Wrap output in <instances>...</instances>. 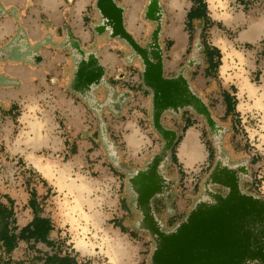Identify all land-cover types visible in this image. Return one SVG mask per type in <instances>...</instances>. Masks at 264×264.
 Returning a JSON list of instances; mask_svg holds the SVG:
<instances>
[{
	"label": "rangeland",
	"instance_id": "obj_1",
	"mask_svg": "<svg viewBox=\"0 0 264 264\" xmlns=\"http://www.w3.org/2000/svg\"><path fill=\"white\" fill-rule=\"evenodd\" d=\"M206 10L186 23L189 51L181 52L174 38V78L181 72L188 81L185 89L166 83L174 94L155 97L143 82L138 49L130 55L120 49L113 57L116 68L108 72L114 89L101 93L111 96L110 104L93 107L71 89L83 115L63 116L54 101L14 112L0 103L3 115L16 121L15 138L19 133L26 143L41 141L39 133L29 137V130L33 125L49 130V144L35 152L58 172L46 174L49 181L0 143V205L13 214L9 221L18 226L27 213L8 200L16 185L30 193L33 188L37 212L54 221L57 244L38 241L39 248L69 251L90 264H264V106L257 101L261 96L264 103V40L237 42V33L224 32V23L207 18ZM219 38L236 51L230 57L236 66L224 72L222 52L214 45ZM148 41L134 30L137 46ZM187 156L197 158L187 163ZM22 229L11 239L0 238V258L19 240L21 253L17 256V244L12 258L32 264L36 251L29 250L30 236ZM78 242L88 250H80Z\"/></svg>",
	"mask_w": 264,
	"mask_h": 264
},
{
	"label": "crops",
	"instance_id": "obj_2",
	"mask_svg": "<svg viewBox=\"0 0 264 264\" xmlns=\"http://www.w3.org/2000/svg\"><path fill=\"white\" fill-rule=\"evenodd\" d=\"M202 1L208 8L206 17L223 22L224 32L234 30L237 42L251 44L264 40V1L261 6L255 0ZM200 4L197 0H0L1 105L11 107L14 112L18 106L24 105L25 110L34 102L49 106L54 101V108L63 116L83 115L86 110L68 93L70 89L82 100H91L93 107L98 108L105 100L110 104L111 96L104 98L101 93L111 95L110 89H114L108 72L116 68L113 57L120 49L128 55L129 50L138 49L144 70L143 82L154 91L155 97L167 95L169 91L174 94V88H165L166 83L174 85L176 81L177 88L185 89L188 81L184 73L174 78V38L180 39L181 52L189 51L192 34L185 26L195 19L190 14ZM239 5L244 7L238 8ZM135 29L140 36L149 37L147 44L137 46L132 42ZM180 42L177 40V44ZM214 45L222 52L220 68L223 72L236 66L232 60L230 62L236 52L234 49L223 45L220 38ZM164 68L171 73V80L164 74ZM61 84L66 89H62ZM12 109L8 113L11 114ZM204 113L207 115V111ZM15 122L13 116L3 115L0 110V143L7 154L21 158L49 181L40 168V163H45L35 154L49 141L45 139L49 130L33 125L29 137L39 133L42 140L32 139L26 143L19 133L15 138L19 130ZM196 158L187 156L184 160L193 163ZM176 190L174 184V193ZM27 191L24 186L16 185L7 195L14 208H26L27 213L18 219L17 225L29 230L36 214L34 208L38 206L36 201L35 206L31 203L32 198L37 199L35 190ZM184 202L182 196L178 198L181 208ZM44 208H48V204ZM39 214L50 218L45 213ZM50 220L54 227L53 219ZM50 238L54 239V229ZM17 244L15 251L19 256L21 241Z\"/></svg>",
	"mask_w": 264,
	"mask_h": 264
},
{
	"label": "trees",
	"instance_id": "obj_3",
	"mask_svg": "<svg viewBox=\"0 0 264 264\" xmlns=\"http://www.w3.org/2000/svg\"><path fill=\"white\" fill-rule=\"evenodd\" d=\"M200 1L199 6H195L190 14L191 18L199 16L198 14L202 12V10L207 9L206 3H202V0ZM207 51H210L209 46H207ZM218 55L220 56V51L217 50ZM1 203V200H0ZM10 203L12 201L10 200ZM31 203L33 206H35V199L32 198ZM10 204V205H11ZM29 226L28 234L29 238L27 239L29 241V250L32 252L33 250L36 251V254L30 257L31 263L37 264H90L88 260L85 259H79L77 256H73V254L69 251H66V253L63 255L62 252L56 251V253L48 252L43 250L42 248H39L37 246V242L41 241L49 246H55L54 244H57L56 241L52 238H50L51 230L54 228L52 225V222L50 218L41 216L37 212ZM0 238L5 239L9 238L11 239L14 235L15 229L18 228V226H15V220L9 221V218L13 214H6L3 211V206L0 205ZM13 224L15 228L13 230L10 229V225ZM26 228H23L21 231H26ZM32 239H34V242H32ZM17 247V243L15 242L11 248V251ZM11 251H9V255L6 257L0 258V264H23V260H14L11 256ZM29 253V252H28Z\"/></svg>",
	"mask_w": 264,
	"mask_h": 264
},
{
	"label": "bare ground",
	"instance_id": "obj_4",
	"mask_svg": "<svg viewBox=\"0 0 264 264\" xmlns=\"http://www.w3.org/2000/svg\"><path fill=\"white\" fill-rule=\"evenodd\" d=\"M250 91H251V93H253L252 95H256V96H257V94H256L257 89H256L255 86H254L253 84H251V83H250ZM257 101H259V102H258V105H259V106H260V105H261V106H264V103L262 102L261 96H258V97H257ZM131 141H132V144L135 145L136 142L138 141V137H137V135H134V136L131 138ZM38 163H39V162H38ZM40 168H41V170H43V171L45 172V174H49V173L51 172L53 175H55L56 173H58V172H56V171H53L51 165L49 166V165H46V164H42V163H40ZM71 184H72V186H73V182H72ZM72 186L69 185V188H70L71 190H73ZM79 189H80V186H79ZM78 243H79V244H77V247H78L80 250H82V251H87V250H88L89 246H88L87 244L82 243V242H78ZM91 245H92V247L95 246L93 243H91Z\"/></svg>",
	"mask_w": 264,
	"mask_h": 264
}]
</instances>
